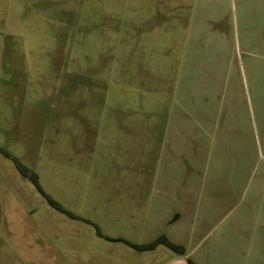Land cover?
<instances>
[{
    "label": "rangeland",
    "instance_id": "rangeland-1",
    "mask_svg": "<svg viewBox=\"0 0 264 264\" xmlns=\"http://www.w3.org/2000/svg\"><path fill=\"white\" fill-rule=\"evenodd\" d=\"M192 1L0 0V264H166L162 244L111 239L167 232L160 198L179 182L199 188L202 230L165 236L188 253L236 240L264 167L263 7L225 0L211 33Z\"/></svg>",
    "mask_w": 264,
    "mask_h": 264
},
{
    "label": "crops",
    "instance_id": "crops-1",
    "mask_svg": "<svg viewBox=\"0 0 264 264\" xmlns=\"http://www.w3.org/2000/svg\"><path fill=\"white\" fill-rule=\"evenodd\" d=\"M224 1L225 0H193L190 2V11L194 13L191 16L195 21V25L201 24L205 31L210 30V32L213 33L212 26L226 20L223 7ZM256 1L258 4H261L263 8L261 14L258 16L260 21L256 22L259 27L256 29V31L258 30L260 32L258 35L259 37L254 35L256 37V44H254L253 47L260 45L264 48V0ZM180 6L183 7V5ZM184 8H186V6H184ZM229 21L230 19L227 20L228 23ZM195 25L192 27L194 39L197 38L195 35ZM197 32H199V29H197ZM247 53L250 56L253 55V52L247 51ZM254 55L257 56V54ZM258 173V178L254 181L253 192L249 194V201L246 200V196L248 195L246 190V195H243L244 200L242 204L238 206L236 219L230 223V228L227 230L228 234L230 232H236L238 235L233 243L228 235H222L220 239L217 237L214 240L213 238L207 240L206 248L202 251L199 247L198 249L194 247L195 242L188 253V243L185 242V239L175 243L169 240V237L168 239L165 236L181 235L182 232H186V235H197V233L202 230L200 223L193 224L188 222V217L199 203V188H194L195 186H190L188 184L184 186L182 182L172 183L170 186H163L164 189L162 193L167 196L160 198V202L163 208L168 211L166 223L170 229L167 232L157 235L146 243L158 237H165L170 242L180 245L183 248L182 254L175 252L177 256L170 258L169 262L166 264H190V262L194 264H264V167L260 168ZM234 186L233 183L228 185V190L234 191ZM217 191L207 189L204 190L202 194L206 198H213L214 193ZM229 204L230 202L227 204V208H229ZM184 221L188 222L187 225L183 223ZM191 224L192 226H190ZM233 227L234 231H232ZM237 239H239V243ZM157 246H155V248Z\"/></svg>",
    "mask_w": 264,
    "mask_h": 264
},
{
    "label": "trees",
    "instance_id": "trees-1",
    "mask_svg": "<svg viewBox=\"0 0 264 264\" xmlns=\"http://www.w3.org/2000/svg\"><path fill=\"white\" fill-rule=\"evenodd\" d=\"M0 152L9 156V154L6 153L3 149H0ZM14 160H15V164H16L18 170L20 171V173L22 175H24L25 177H27L31 181V183L34 185L35 189L45 198V200L48 202V204L50 206H52L54 209H56L60 212H63L69 216H72L69 211L64 209L57 201H55L53 198H51L49 195H47L44 192L41 185L39 184L38 175L35 172L28 171L27 168L24 165H22L18 160H16V159H14ZM106 238L111 239L109 237H106ZM111 240L121 241V242L127 244L128 246H130L136 250H140V251L153 249L158 244H162V245L166 246L167 248L173 250L176 253H179V254L183 253V248L180 245H177V244L170 242L165 237H158L149 243H133L132 241L126 240L124 238H112ZM190 264H194V263L190 262Z\"/></svg>",
    "mask_w": 264,
    "mask_h": 264
}]
</instances>
